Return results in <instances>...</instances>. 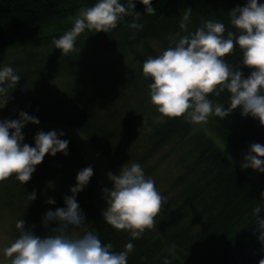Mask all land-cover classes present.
<instances>
[{"label": "trees", "instance_id": "trees-1", "mask_svg": "<svg viewBox=\"0 0 264 264\" xmlns=\"http://www.w3.org/2000/svg\"><path fill=\"white\" fill-rule=\"evenodd\" d=\"M96 0H0V52L9 54L0 68L11 66L20 76L10 88L0 120L19 119L24 111L39 120L22 128L24 140L34 146L37 131H52L48 124L72 128L105 164L98 168L92 158L68 136L67 155L46 154L35 166L31 179L22 184L16 177L0 182V217L10 218L9 229L19 236L16 222L41 238L52 234L56 222L43 223L48 210L65 207L64 197L76 184L77 173L88 166L93 175L76 200L85 217L83 232L93 231L102 243H111L122 251L128 242L134 250L127 264H258L264 245L258 240L253 209L260 204L264 218V172L256 176L234 165L203 129L185 116L168 118L150 102L142 63L169 47V37L177 32L186 8H192L188 30L194 31L204 20L236 31L228 13L247 0H151L155 15L134 0L143 28L128 27L133 17H124L108 33L85 29L76 41L79 51L64 55L52 40L59 38L72 24L57 25L77 15L81 7ZM126 4V0H120ZM183 34V33H181ZM225 62L247 77L251 69L241 63L242 53L235 51ZM229 93L210 95L213 102L227 106ZM209 127L234 155L244 157L253 143L264 145V126L251 115L242 116L239 108L223 119L212 115ZM11 131V130H10ZM92 159V160H91ZM264 159V158H262ZM139 164L155 186L163 183L166 198L156 226L146 229L139 239L128 231H117L102 216L107 206L102 189L108 172L118 174L122 165ZM52 183L59 186L56 189ZM35 199L30 200V193ZM51 198L54 204L47 203ZM79 227V228H80ZM77 229V228H75ZM74 230V229H72ZM174 246V247H173Z\"/></svg>", "mask_w": 264, "mask_h": 264}, {"label": "clouds", "instance_id": "clouds-1", "mask_svg": "<svg viewBox=\"0 0 264 264\" xmlns=\"http://www.w3.org/2000/svg\"><path fill=\"white\" fill-rule=\"evenodd\" d=\"M145 6V13L155 15L151 0H139ZM140 12L135 11L134 0H96L92 6L81 7L70 30L52 40L55 48L67 55L79 51L78 36L89 32H105L115 29L127 16L133 17L128 27L143 28L138 23ZM192 8H186L179 23L181 32L169 37V47L161 54L149 56L142 63V73L150 78L148 94L156 110L168 118L185 116L192 123H206L212 115L221 119L239 108L242 116L251 115L264 126V3L247 0L242 7H235L229 13L230 24L236 31H227L225 25L213 20H204L194 31L188 30ZM183 33V34H181ZM242 53L241 63L251 69L245 77L239 68L225 62L224 57L232 54L236 47ZM20 81L11 66L0 68V109L8 100L9 89ZM225 90L229 93L227 106L209 99L219 97ZM19 119L0 120V182L13 175L22 184L31 179L35 166L42 163L46 154L63 152L67 155L68 141L58 138L55 130L37 131L34 146L22 143V128L26 123L39 124V120L24 111ZM11 130V131H10ZM59 135H64L60 132ZM264 145L253 143L244 156L242 169L252 168L264 172ZM93 175L91 166L81 169L70 187L72 195L64 197L65 207L48 210L43 223L55 221L56 227L41 238L25 228V221L16 222L18 238L2 249L8 264H127L134 245L128 242L122 251H114L111 243L104 244L93 231L83 234L72 229L79 228L86 221L76 200V194L83 190ZM111 188L102 189L106 207L102 210L104 220L117 231H128L133 239H139L146 229L156 226V217L166 204L151 178H146L137 163L122 165L118 174L107 173ZM264 202V191L260 193ZM35 192L30 193V200ZM47 203L54 204L51 198ZM256 217L258 240L264 245V218L259 216L261 205L253 210ZM174 247V246H173ZM164 264H170L165 259ZM258 264H264L262 256Z\"/></svg>", "mask_w": 264, "mask_h": 264}, {"label": "rangeland", "instance_id": "rangeland-1", "mask_svg": "<svg viewBox=\"0 0 264 264\" xmlns=\"http://www.w3.org/2000/svg\"><path fill=\"white\" fill-rule=\"evenodd\" d=\"M258 3H264V0H258ZM72 22H73V20H70V19L63 21V22H59L57 25H52L50 27V30L53 31L58 26L71 24ZM51 51H55V46L51 47ZM8 55L9 54L0 52V63L2 61H4V59ZM209 119H210V117L208 118L206 123H203V122L198 123V124L193 123V125L196 127H199V128H203L208 133V135L214 140L215 144L221 148L223 153L230 159V161L234 165L240 167V165L244 162V157H240V156H237V155H234L233 153H231L229 151V149L218 139V137H216L214 135L211 128L209 127ZM48 126L55 131L63 132L66 136H68L70 139H72V141L74 143H76L83 150V152L87 155V157L93 159V161L98 166V168H101L102 170H106L104 162L97 155H95L92 151L89 152V150H88V153L86 152L87 151L86 143L83 140V138L80 137V135H78V133L76 131H74L72 128H70L68 126H65V125H62L59 123H50V124H48ZM245 170L249 174L256 176L255 175L256 172L254 171V169L247 168ZM105 183H106L107 188L112 187V182L108 179L107 174L105 176ZM52 185L56 189H59V186L57 184L52 183ZM162 188H163V183H159L157 185V190L160 192V194L162 192ZM105 203H106V201H105ZM11 226H12V220L10 218L5 219V218L0 217V264H8V262L5 260V258L3 256L2 249L4 247L8 246V244L14 240V238L11 236V234L9 232V229L11 228ZM84 229H85V227H80V228L74 229L72 231H75L76 233H79V234H83Z\"/></svg>", "mask_w": 264, "mask_h": 264}]
</instances>
